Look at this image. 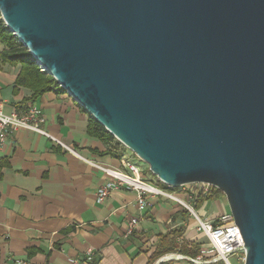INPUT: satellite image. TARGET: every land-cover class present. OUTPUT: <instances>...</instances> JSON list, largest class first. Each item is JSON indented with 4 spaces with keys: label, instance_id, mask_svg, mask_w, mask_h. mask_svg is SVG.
<instances>
[{
    "label": "water",
    "instance_id": "obj_1",
    "mask_svg": "<svg viewBox=\"0 0 264 264\" xmlns=\"http://www.w3.org/2000/svg\"><path fill=\"white\" fill-rule=\"evenodd\" d=\"M42 73L166 188L221 191L264 264V0H0Z\"/></svg>",
    "mask_w": 264,
    "mask_h": 264
},
{
    "label": "crops",
    "instance_id": "obj_2",
    "mask_svg": "<svg viewBox=\"0 0 264 264\" xmlns=\"http://www.w3.org/2000/svg\"><path fill=\"white\" fill-rule=\"evenodd\" d=\"M18 72L0 63L3 113L37 108L43 128L72 152L27 130L8 134L0 148V264H192L187 260L192 257L180 254L181 243L198 245L200 251L207 240L191 214L157 196H147L140 210L136 193L121 188L98 203L96 192L109 177L88 162L121 170L122 161L136 162L134 155L116 140L90 136L91 118L66 93H46L32 102L26 89L13 93ZM173 194L196 206L190 193ZM201 205L204 220L229 214L224 198ZM131 219L138 224L127 235ZM163 238L175 243V251L153 260ZM89 249L94 251L90 263Z\"/></svg>",
    "mask_w": 264,
    "mask_h": 264
},
{
    "label": "built area",
    "instance_id": "obj_3",
    "mask_svg": "<svg viewBox=\"0 0 264 264\" xmlns=\"http://www.w3.org/2000/svg\"><path fill=\"white\" fill-rule=\"evenodd\" d=\"M45 119L41 112L35 107H28L24 112H12L5 114L0 105V148L3 146L8 134L13 131L27 130L41 135L51 140L55 145L72 152L60 140L52 137L43 127ZM92 167L103 172L109 181L96 192L97 202H103L109 194L116 189H125L133 191L137 195V202L140 210L146 206L145 198L147 196H157L180 203L193 217L196 223V230L202 234L207 243L200 249L199 254L192 259H188L192 264H232L229 259L236 255L237 260L244 261V245L239 242L235 232V223L232 216L224 214L214 221L202 219L194 208L184 201L177 198L169 188H161L148 180L144 179L137 165L131 161H122V169H113L102 167L97 164L88 162ZM201 186L203 189L191 192L189 200H196L198 195L205 196L210 187L204 184H194ZM137 219H131L128 223L127 235H131L137 227ZM94 251H86V261H92Z\"/></svg>",
    "mask_w": 264,
    "mask_h": 264
},
{
    "label": "trees",
    "instance_id": "obj_4",
    "mask_svg": "<svg viewBox=\"0 0 264 264\" xmlns=\"http://www.w3.org/2000/svg\"><path fill=\"white\" fill-rule=\"evenodd\" d=\"M0 44L3 46V50L0 52V63L2 65H8L9 67L19 68L18 75L15 79V87L13 93H17L19 89H26L32 93L30 100L34 101L42 95L50 92H63V90L57 85L54 79L41 72L35 61L30 56L29 52L22 44H20L17 38L10 33L4 26L0 17ZM88 133L90 136L99 139L102 142H110L115 140L101 125L95 120L91 119L88 125ZM161 188H166L159 182ZM159 186V185H158ZM224 198L221 191L214 187H210L209 192L205 195H198L196 200V206L204 201H217ZM167 238L161 239L160 250L152 259H158L164 254L172 253L175 251L176 245L173 241H167ZM179 252L181 255L189 257H196L199 254V246L190 244L187 242L181 243ZM151 259V260H152ZM170 264V263H161Z\"/></svg>",
    "mask_w": 264,
    "mask_h": 264
},
{
    "label": "rangeland",
    "instance_id": "obj_5",
    "mask_svg": "<svg viewBox=\"0 0 264 264\" xmlns=\"http://www.w3.org/2000/svg\"><path fill=\"white\" fill-rule=\"evenodd\" d=\"M127 150V149H126ZM128 152H130L129 150H127ZM131 153V152H130ZM133 154V153H132ZM134 155V154H133ZM133 157H135V159H136V162H135V164L137 165V167L140 169V173H141V175H142V177L144 178V179H149L151 182H153V183H155L156 185H159V187H161L160 186V184H159V182H158V180L156 179V177L154 176V175H152L151 174V172L149 171V168H148V166L144 163V162H142V161H140L135 155L133 156ZM203 188L201 187V186H196V185H188V186H183V187H180V188H176V189H172V190H170L171 192H175V194H182V195H184V194H189V193H191V192H193V190L194 191H198V190H202ZM224 200L226 201V199H225V197H224ZM186 201V200H185ZM187 202H188V200H187ZM202 203H199L198 204V206H193V208H194V210L198 213V215H199V208L202 206L201 205ZM228 210H229V208H228ZM200 216V215H199ZM237 258H238V256H236V255H234V256H232L230 259H229V261L232 263V264H243L242 263V260H237Z\"/></svg>",
    "mask_w": 264,
    "mask_h": 264
}]
</instances>
